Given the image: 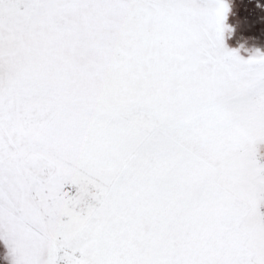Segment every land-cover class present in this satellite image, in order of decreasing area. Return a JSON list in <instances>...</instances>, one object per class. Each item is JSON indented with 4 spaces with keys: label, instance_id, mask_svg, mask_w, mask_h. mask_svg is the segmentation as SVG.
I'll use <instances>...</instances> for the list:
<instances>
[{
    "label": "snow or ice",
    "instance_id": "6c2138e0",
    "mask_svg": "<svg viewBox=\"0 0 264 264\" xmlns=\"http://www.w3.org/2000/svg\"><path fill=\"white\" fill-rule=\"evenodd\" d=\"M223 0H0L5 264H264V54Z\"/></svg>",
    "mask_w": 264,
    "mask_h": 264
},
{
    "label": "rangeland",
    "instance_id": "374dc122",
    "mask_svg": "<svg viewBox=\"0 0 264 264\" xmlns=\"http://www.w3.org/2000/svg\"><path fill=\"white\" fill-rule=\"evenodd\" d=\"M223 2L225 4L228 5L229 7V11L227 12V15H226V19L224 21V24L226 26V24H228L231 28L233 27L234 30L233 31H229V30H226L225 33H224V43H225V46L229 49V50H235V51H238L239 55L244 58V59H248L247 57H244L246 56L247 54H245L244 52V49H250L249 46H252V47H258L260 49H262L264 51V20L261 18L262 16L257 13L255 14V16H252V18L250 19L251 21H253V26L250 27L251 29L250 30H255L258 32L259 36H261L259 39L258 42L256 41H252L251 42V39H252V36L251 35H248L249 32L247 30H242V28H246L247 23L245 24V19H243L241 16H243V13L240 12V14H238L239 12L235 11L234 12V8H231V4L227 3L226 1L223 0ZM262 6V5H261ZM258 9V8H257ZM242 10V9H241ZM235 13V16H233V14ZM237 16H239V18H237ZM235 18V19H234ZM247 20V19H246ZM227 29V28H226ZM242 31H246V33L242 34L240 37L244 40L243 42L241 41V43H245V46L241 45V47L237 44H233L229 41V35L230 33L232 34V36L234 35V37H236L237 33L238 34H241ZM251 33V32H250ZM254 35V33H252ZM256 36L258 37L257 33H256ZM234 39V38H233ZM238 39V38H237ZM250 41L247 42V41ZM230 43V44H229ZM242 49V51H241ZM244 55V56H243ZM4 252H3V247L0 246V264H5V260H4Z\"/></svg>",
    "mask_w": 264,
    "mask_h": 264
},
{
    "label": "flooded vegetation",
    "instance_id": "af4514ba",
    "mask_svg": "<svg viewBox=\"0 0 264 264\" xmlns=\"http://www.w3.org/2000/svg\"><path fill=\"white\" fill-rule=\"evenodd\" d=\"M226 1L227 3L231 4V8H234V12L237 11L239 12L238 14H240V12L243 13V16H241L243 19H245V24L247 23L248 26H246V28H242V30H249L248 32V35H251L252 36V39H251V42L253 41H256L258 42L259 39L261 36H259L258 32L255 31L254 29L253 30H250L253 26V21H251L250 19L252 18V16H255V14H259V16L261 15L262 19L264 20V0H224ZM262 5V6H261ZM258 8V9H257ZM242 9V10H241ZM233 16H235V13L233 14ZM237 18H239V16H237ZM235 19V18H234ZM226 28L231 32L234 30V28L230 27L228 24H226ZM246 33V31H242L241 34H238L236 35V37H234V35L232 36V34L230 33L229 35V41L233 44H237L241 47V45L245 46V43H241V41L243 42L244 40L240 37L242 34ZM254 33V35L252 34ZM256 33L258 35V37L256 36ZM234 38V39H233ZM238 38V39H237ZM247 42L250 43V41L248 40ZM230 44V43H229ZM250 49H244V52L245 54H247L246 56L244 57H247L249 58L251 55H253L255 52L259 51L260 53L264 54V51L258 47H252V46H249ZM242 51V49H241ZM242 56V55H241Z\"/></svg>",
    "mask_w": 264,
    "mask_h": 264
}]
</instances>
